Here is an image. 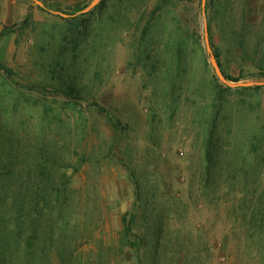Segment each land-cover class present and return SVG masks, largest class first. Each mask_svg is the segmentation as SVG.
Listing matches in <instances>:
<instances>
[{
    "label": "rangeland",
    "instance_id": "rangeland-1",
    "mask_svg": "<svg viewBox=\"0 0 264 264\" xmlns=\"http://www.w3.org/2000/svg\"><path fill=\"white\" fill-rule=\"evenodd\" d=\"M100 1L0 0V60L15 71L20 82L27 84L26 77L34 69L37 35L33 28L21 29L26 18L31 14L34 27L52 26L60 21V16L68 17L85 6L84 11L88 12ZM157 1L149 0L150 12ZM238 3L231 6V12L241 10ZM207 4L208 0H178V17L168 19L156 38L160 50H167L177 32L182 31V22L188 28V78L195 83L198 105H182L175 112L166 109L158 116L149 77L145 91L144 78L128 66L130 34L125 33L126 41L109 54L100 77L94 81V75L90 77L88 84L96 97L81 104L88 121L79 132L86 162L71 183L73 193L82 202L80 213L86 225L66 252L72 257L71 264H264V246L260 244L264 226L262 222L256 225L253 218L262 212L260 217L264 220V203H260L264 192V76L260 67L264 68V59L262 54L256 56L242 48L230 49L242 38L241 34L226 35L224 39L216 27L210 34ZM245 38L251 39L250 35ZM218 54L225 72L238 82L221 79ZM205 61L207 69L203 66ZM214 75L224 88L232 89L225 95L226 106L222 110L226 121L220 119L216 131L219 141L213 148L215 161L219 171L237 176L232 191L220 193L217 185L202 183L198 176L205 161L203 138L209 132L201 113L209 109H201L206 92L200 93L197 83ZM247 87L255 89L244 90ZM97 103L127 130L115 131L107 117L96 111ZM130 169L140 171L139 176L145 173L141 179L146 190H151L150 195L155 193L153 180L158 174L163 175L171 187L163 193L169 202L166 207L178 199L183 201L177 216L161 213L166 237L158 243L153 236L141 257L127 246L122 234V218L135 204ZM226 180V175L219 178V184L230 187ZM235 187L244 200L236 198ZM154 215H158V210ZM60 263L55 254L53 264Z\"/></svg>",
    "mask_w": 264,
    "mask_h": 264
},
{
    "label": "trees",
    "instance_id": "trees-1",
    "mask_svg": "<svg viewBox=\"0 0 264 264\" xmlns=\"http://www.w3.org/2000/svg\"><path fill=\"white\" fill-rule=\"evenodd\" d=\"M177 1L158 0L150 12L149 0H101L88 12L84 11L85 6L68 17L60 16V21L52 26L34 27L31 14L23 22L22 30L33 28L37 35L34 69L26 77L27 84L20 82L15 71L0 60V264H53L55 254L60 257V264H71L72 257L66 252L86 225L80 213L82 202L71 189L73 176L86 162L79 137L88 118L81 104L96 97L89 79L93 75V81L100 77L109 54L126 41L125 33L130 34L128 66L144 78L145 91L149 77L158 116L166 109L175 112L182 105H198L195 83L188 78V28L182 22V31L177 32L167 50L161 51L156 42L167 20L178 17ZM237 1L241 10L231 12ZM206 13L210 34L213 27L224 39L226 35L241 34L242 38L230 49L242 48L256 56L262 54L264 59V0H208ZM245 35L251 39L245 41ZM221 59L220 54L216 55L224 77L238 82L225 72ZM203 66L207 69L208 62ZM260 69L264 76V68ZM148 70L152 71L149 76ZM197 85L200 93L206 92L201 109H209L201 113L209 132L203 138L205 161L198 171L199 180L217 185L219 193L232 191L237 176L218 170L213 149L219 141L218 123L220 119L226 121L222 111L225 95L232 89L224 88L215 75L201 79ZM95 106L115 131L127 130L108 110L98 103ZM75 117L77 120L72 122ZM121 163L125 165L122 160ZM139 173L130 169L135 204L122 218V234L127 246L141 257L153 236L158 243L166 237L164 212L177 216L183 201L178 199L166 207L169 202L163 193L171 189L167 180L158 174L153 180L155 193L150 195L151 190H146L141 179L145 173ZM225 175L230 187L219 184V178ZM234 193L237 199L244 200L236 187ZM263 196L264 192L260 203H264ZM157 210L158 215H154ZM261 213L253 218L256 225L262 222L263 227ZM260 244L264 246V236Z\"/></svg>",
    "mask_w": 264,
    "mask_h": 264
},
{
    "label": "water",
    "instance_id": "water-1",
    "mask_svg": "<svg viewBox=\"0 0 264 264\" xmlns=\"http://www.w3.org/2000/svg\"><path fill=\"white\" fill-rule=\"evenodd\" d=\"M219 74H220L221 79H222L223 81H226L225 78H224V76H223V74L221 73V71H219Z\"/></svg>",
    "mask_w": 264,
    "mask_h": 264
}]
</instances>
